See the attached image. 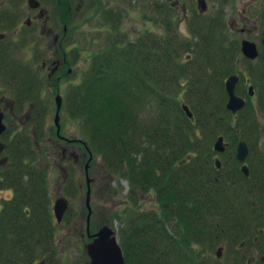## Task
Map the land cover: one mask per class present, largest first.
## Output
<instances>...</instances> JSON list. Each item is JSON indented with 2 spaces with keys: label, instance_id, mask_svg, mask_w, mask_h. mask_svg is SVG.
<instances>
[{
  "label": "trees",
  "instance_id": "16d2710c",
  "mask_svg": "<svg viewBox=\"0 0 264 264\" xmlns=\"http://www.w3.org/2000/svg\"><path fill=\"white\" fill-rule=\"evenodd\" d=\"M217 17L191 22L189 29L196 32L202 24L198 32L204 53L215 55L209 52L212 49L228 57L227 51L239 48V42L229 43L227 23L221 13ZM161 23L162 32L147 29L129 39L124 32L112 37L107 48L92 54L83 76L69 85V113L82 122L87 147L101 153L107 171L129 180L131 196L140 198L152 192L158 202L157 209L136 208L127 223L123 222L120 242L125 264H215L213 260L221 261L215 254L221 243H229L231 248L226 261L219 264H248L236 243L246 238L253 243L255 234L256 243L262 242L264 232H252L255 224L247 216H264V178H211L204 158L193 159L189 166L181 162L190 149L184 124L188 116L178 99L181 89L175 77L182 71L174 58L181 49L168 33L177 24L167 16ZM214 30L219 31L216 38ZM79 56L77 53L73 59ZM227 64L232 66L230 61ZM219 68L220 84L200 85L204 99L190 101L197 116L205 120V130L221 128L236 140V128L243 131L250 125L260 131L256 116L247 118L246 114L233 124L225 115L230 111L225 106L224 77L233 69ZM246 108L249 112L248 105ZM44 137L45 133L38 134L39 139ZM20 143L14 146V178L25 174L29 181L11 200L15 204L22 196L20 206L0 221V264H31L43 254L54 255L50 258L54 262L57 244L48 184L50 161L39 158L31 136L25 142L28 149L22 140ZM246 190L254 193L253 199L246 193L243 197ZM71 209L70 205L64 215L68 221ZM252 264H262V260Z\"/></svg>",
  "mask_w": 264,
  "mask_h": 264
},
{
  "label": "flooded vegetation",
  "instance_id": "af4514ba",
  "mask_svg": "<svg viewBox=\"0 0 264 264\" xmlns=\"http://www.w3.org/2000/svg\"><path fill=\"white\" fill-rule=\"evenodd\" d=\"M131 1H134L135 7L138 8H140L139 2L141 1L151 10L157 5V0ZM166 1L169 2L168 8L173 15L172 17H167L170 20H174L173 18L177 17L178 20L177 26L168 31V33H170V38L172 39L171 42H173V44L175 42L178 43L181 49V53L174 56L178 61V67L182 68V71H179L175 75L176 81L178 82L177 84L181 89L177 96L181 101L182 106L183 103H187L193 113L192 115H189L184 109L188 116V120H185L190 122V126L186 128L188 135L187 138L190 140V149L184 153L181 162L185 163L186 166H189L192 164L193 159L199 161L201 158H204L208 161V177L250 178L255 169H257V172L261 170L264 162L260 155L255 152L254 146L251 145L259 131L251 128L250 125L249 127H246L243 132H241L240 128H237L239 138L236 140V136L227 133L218 134L216 138H213L216 130L214 128V130L210 132L208 131L209 136H205L212 139L210 143L206 144L205 142L207 141V138L204 139L201 137L203 130L206 128L205 120L200 119V117L197 116L196 111L190 105V101L204 99V96H202V92L204 91L199 89L200 85L204 86L206 83L210 86L218 85L221 81V78L219 79V65L221 64H219L218 56H216V54L209 56V54L204 53L203 48L199 46L201 44V41L198 39L200 36L195 38L181 30V23L188 22L189 28L190 22L199 20L201 15L204 16L206 14L208 8L203 10V12L200 11L199 9L201 8L199 7L198 0H195L198 8H195L191 12L186 3L180 4L179 0ZM127 3L128 1L126 2V0H0V111L3 113V122L5 124V128L0 132V221L5 218V215L13 213L15 207L17 208L20 206L19 201L22 196L18 198V201L15 204L11 200L15 197L16 192H19V189L21 190L24 183L29 181L28 176L25 174H23L24 178H21L20 175H18L17 178H14V146L15 144H21L20 141L22 140V146H26L25 148L28 149L26 143L30 136L28 130L24 127L26 121L27 123L30 121L29 117L30 113H32L31 108H27L25 101H23V96L28 94L26 87L31 85L30 90L32 92L29 95L34 97L38 95L41 96L38 89H36V86L38 83L44 82V80L49 77L52 79L49 81V84H56V89L59 92L61 88L60 84L65 81L73 69L71 66V55L75 52L74 50L77 47L79 26H83L85 23L83 22L82 25L78 24L79 14L85 12L90 5H96L98 7L101 5V13L105 12V15L103 16L105 20H103V23L105 26L108 25L107 30H109L107 36L110 38L117 37L123 33L120 32L123 31L121 23L125 21V11H129ZM124 5L126 6L124 7ZM238 15L242 16V12ZM178 16L184 17L178 18ZM249 17L248 13L243 14L242 16L245 21H247ZM235 20V16H233L230 21L231 25ZM255 26L256 24L253 25L254 28ZM232 27L237 28L233 25ZM246 29V22H244L241 30H244L245 32ZM181 32L182 35H180ZM259 36L263 45V50L260 51L258 47L259 53L255 57H248L244 54L242 50V40L244 38H241L240 41L232 40L236 43L239 42V48H231L230 54L226 57V60L228 61L229 59L230 61L236 62L234 65L243 63L245 64V68H250L249 73H251L252 70L253 72L256 70V72H252L254 75L251 77H247V73L240 74L238 72L239 80L237 82L236 92L244 97L246 104L250 109L249 112L247 108L244 109V107L235 112L230 110L228 118H232L233 124H235L240 118H246V114L248 115L247 118H255L256 116L260 132L264 135V127L262 125L264 124V117L262 114L260 115V112H262L260 107L264 106V32L259 34ZM40 37H44L47 41V44L42 48L46 49L44 53H47V55H44L41 67L38 68L40 71L42 70L39 75L37 67L35 68L24 57H22L17 51V47L18 45H27L31 41H34V39H39ZM29 69L32 70L33 74L39 76L37 81H31V79L25 74V72H30ZM45 73L46 77L43 76ZM228 75L226 74L224 77V82ZM27 78L29 79L27 80ZM252 80L256 81L258 84L260 83L262 89L260 90V86H258V89ZM22 84H24L22 87H25L26 91H21L19 86ZM250 85H252V88ZM239 87H241L242 90H240ZM30 90L28 92H30ZM211 91L216 93L217 89L212 88ZM228 98L229 95L227 96L226 103ZM38 102H40V100H38ZM259 102L262 103V105H260ZM33 112L39 113L40 115L42 111H39L38 109ZM233 117L235 119H233ZM23 118L25 119L23 120ZM193 131L198 135L197 139L192 137L191 133ZM205 131H207V129ZM219 135L223 136L225 143L224 150L215 149V142ZM241 139L246 140L249 147V152L246 158L242 161L236 156L238 144ZM62 141L70 143L69 146L72 147L71 154L74 155V165L78 164L85 168L86 160L83 159L85 152H83L84 150L82 147L84 143L71 136L66 135L64 138L60 136V141H57L56 144L54 143L53 147L56 149L54 151H57V155L59 154V151H61V158L63 159H68L70 155L67 153V148L62 144ZM38 143L39 141L35 140L34 147L37 149V152L41 154L42 150L41 147H38ZM89 149L90 148L86 147L87 152H89ZM81 152L83 154L82 157ZM217 159H219L220 165L217 163ZM52 164L53 163L50 162V169ZM244 164L248 166L249 173L244 171L242 166ZM223 167H225L226 170L221 172ZM54 168L62 171L63 174L61 180L66 182L67 178L70 177L67 166L56 161L54 163ZM90 169L91 166H89V175ZM222 173V176L217 175ZM85 176L87 178L86 173ZM260 177L261 176L253 175V178ZM44 181L45 179L43 178V183ZM93 181L96 182L97 180ZM64 182H61L59 186H63ZM255 202L261 209V203L259 200H255ZM51 203L54 204L53 201ZM53 204H51L52 214H54ZM231 209L232 212H236V207H232ZM74 226L77 227V224H74ZM258 228L264 232L262 227L258 226ZM257 239L258 234L253 235L254 242L251 245L253 253L248 257V264H252V262L255 263L256 261L258 262L259 259H261L262 264H264V234L261 243H256ZM243 243H245V240H243L236 248L241 251L244 250L242 249ZM224 244L220 246V256L217 255L216 248V256L221 257L229 251L230 244ZM240 254L244 255L243 252ZM35 264H37V261Z\"/></svg>",
  "mask_w": 264,
  "mask_h": 264
},
{
  "label": "rangeland",
  "instance_id": "374dc122",
  "mask_svg": "<svg viewBox=\"0 0 264 264\" xmlns=\"http://www.w3.org/2000/svg\"><path fill=\"white\" fill-rule=\"evenodd\" d=\"M127 1L129 11H125V21L121 23L123 31H120L126 33L125 37L127 39L137 37L147 29H152L153 32H162L161 21L166 16H173L170 9L168 8L169 2H167L166 0H157V5L152 10L149 7L145 6L142 1L139 2L140 8L135 7L134 1L132 2L131 0H126V2ZM179 3H186L191 12L195 8H198L195 0H179ZM207 3L209 6L208 11L204 16L201 15L199 19H201L202 17L204 18L207 16L210 17L212 15H216L219 12L221 13L223 21H226L227 23L226 33L230 39L229 43H231L232 40L240 41L241 38H246L255 41V43L257 44V48L259 47L260 51L263 50V45L260 41L259 34H262V32H264V0H207ZM125 6L126 5H124V7ZM240 12H242V16L243 14L248 13V15L250 16L249 19L245 21L241 15H238ZM104 13H101V5H99V7L96 5H90L85 12L79 14L78 24L82 25L83 22L85 23L83 24V26H79L77 47L74 50L75 52H73V54L71 55V66L73 69L71 71V74L67 76L65 81L60 84L61 88L59 92L56 89V84H49V81H51L52 79L47 76L48 78L45 79L44 82L38 83L36 86V89H38L42 98L39 95V97L29 95L32 92L30 90L31 85L29 87H26V90H30V92L27 91L28 94L26 96H23V101H25L27 108H31L32 111L29 117L30 121L27 123V121L25 120L26 124L24 125V127L28 130L29 135L33 140L35 139L39 141L38 147H41L42 150L39 158L42 160H49L51 163H53L51 165V169L49 168L48 172V182L52 201L54 202L59 195L66 196L69 199L72 208L71 214L69 216V218L71 219L70 221L63 217V220L61 222H58L56 216L53 214V223L55 225L56 231L55 242L57 244L54 262H52L50 259L54 255L51 256L50 254H43L45 256L37 255L31 264H35L36 261L40 262L42 259H45L46 264H86L90 260L86 245L93 240V236H90L86 229V220L88 218L89 209L86 204L87 178L85 176L86 172L84 173L85 168L78 164L74 165V155L71 154L72 147L69 146L70 143L62 141V144L67 148V153L71 157H68V159L61 158V151H59V154L57 155V151L55 152L54 150L56 149H54L53 147L54 143L56 144L57 141H60V136L57 131V125L55 123V114L57 109L56 96L58 93H60L62 96L61 106H63V110L61 112L62 118L60 120L62 124L61 135L71 136L72 138L79 139L84 143V145L82 146L84 151H82L85 152L86 156H83L81 152V157L83 156V159L86 160L85 164L89 161V166H91L90 176L92 177V191L90 205L92 207V218L90 222V234H94L102 225L110 224L115 229L120 241V228L123 225V222L127 223L129 219L128 216H130L131 213H135L136 208H139L140 210H151L158 208V202L154 195H152V192L144 193L140 198L136 197L135 194L132 195L135 197H132L130 194L131 187L129 180L123 175L118 174L116 176L109 173L100 152L91 149L90 147L89 152L86 151L87 145L84 141V139L86 138L83 132L82 122L78 123L77 119L72 117L69 113V85L73 82L79 81L83 76V73L89 67L92 54L99 51L101 52L103 49L107 48L110 45L111 38L107 36L109 34V30H107L108 25L105 26V24L103 23V20H105V18H103V16L105 15ZM233 16H235L236 20L232 25L236 26L237 28H233L230 23ZM182 17L178 16V18ZM173 19L175 21L171 20V22L176 25L178 21L177 17ZM244 22H246L247 26L245 32L244 30H241ZM255 24L256 26L254 28L253 25ZM199 27L202 31V24ZM181 30L182 32L188 33L195 38L197 36H200L198 38L199 41H203L200 32H198L200 30H197L196 32L194 30L191 31L188 28V22L181 23ZM182 32L180 33V35H182ZM213 35L216 38L219 35V31L214 30ZM208 38L210 39V36ZM46 44V39L44 37H40L39 39H34V41H31L27 45H18L17 47V51L21 54V56L24 57L35 68L37 67V72L39 73V75L41 74L42 70L40 71L38 68L41 67L42 61L44 60V55H47V53H44L46 49H42ZM227 52L229 55L230 52ZM77 53H79L80 56L78 57V59H73V57H75ZM239 65V68L244 70L243 68H245V64L239 63ZM255 72L256 70H254L253 73ZM25 74L31 79V81H37V79L39 78V76L33 74L32 70H30V72H25ZM43 76L46 77V73L45 75L43 74ZM29 78H27V80ZM225 79H227V77ZM253 83L258 89V86L261 87V84H258L256 81H254ZM22 86H24V84L20 85L19 87L21 91H24L25 87ZM261 89L262 87L260 88V90ZM38 100H40V102H38ZM260 105H262V103H260ZM38 109L39 111H42L40 115L39 113L33 112ZM260 109L262 110V112H260V115L262 114L264 117V106L260 107ZM227 110L228 112L230 111V109ZM225 115L228 117V113H225ZM25 118H23V120ZM229 119L232 118L229 117ZM233 119L235 118L233 117ZM186 122L184 123L186 125L185 128L190 126V122ZM262 125L264 127V124ZM220 129L221 128H216L213 138H216L218 134L223 133L224 129H222L223 131H221ZM225 132L223 134H225ZM241 132L243 131L241 130ZM41 133H45V137L39 139L38 134ZM191 135L194 139H197L198 135L195 131H193ZM207 135L209 136L208 132L203 130L201 137L204 139L207 138V141L205 142L206 144L212 141L210 137H205ZM251 145L254 146L255 152L260 155L261 159L264 160V135H262L260 131L257 133ZM56 161H59V163L67 166L70 177L67 178L66 182H64V180H61L63 174L62 171L54 168V163ZM225 170V167H223L221 172ZM253 175L261 176L260 178H264V169H262L261 167V170L259 172H257L256 170V172L252 173V176L250 178H253ZM93 180L97 181L94 182ZM61 182H64V185L60 187L59 184ZM246 183L247 182L245 181V179H242V186H244L245 188ZM245 193L248 197L253 199V192H249L247 190L243 191V197L245 196ZM109 213H111L110 217L114 214L118 216H113L114 218L111 217V221L109 217V220L107 221ZM74 224H77V227L74 226ZM258 226L260 225L255 224V226L251 228V231L257 232L258 230H260ZM250 239L251 238H248V240L245 239V243H243L242 245V249H244L242 251L246 260H248V257H250L253 253L251 249L252 243L249 242ZM222 244L224 243L217 245L216 248H218V246L220 247ZM236 245L238 247L239 242H237ZM226 257L227 254H224L220 257L221 261L217 262V260H213V262H215V264H219L220 262L224 263L226 261Z\"/></svg>",
  "mask_w": 264,
  "mask_h": 264
},
{
  "label": "water",
  "instance_id": "95a60500",
  "mask_svg": "<svg viewBox=\"0 0 264 264\" xmlns=\"http://www.w3.org/2000/svg\"><path fill=\"white\" fill-rule=\"evenodd\" d=\"M199 7L203 10L208 8L207 0H198ZM242 50L244 54L248 57H255L259 52L257 44L255 41L250 39L242 40ZM239 80V76L236 73H231L226 81V90L228 92L229 98L226 103V107L233 112L239 110L245 104L244 97L240 96L236 92V85ZM252 88V86H251ZM56 114H55V123L57 125V131L59 136L61 135V118H60V108L62 105V96L60 93L56 96ZM183 108L189 115H192V111L187 103H183ZM5 128L3 122V113L0 111V132ZM215 149L224 150L225 143L222 135H219L215 142ZM249 152V147L246 140L241 139L237 148V155L240 160H244ZM217 163L220 165L219 159ZM246 173H249V168L247 165H242ZM85 172L87 174V191H86V204L88 207V218L86 229L90 236H93V240L86 245V249L89 255V262L86 264H125V256L123 247L120 244L119 238L116 234L115 229L110 224H104L94 234H90V219L92 215V207L90 205L91 200V182L92 177L89 175V161L85 164ZM69 199L66 196H58L53 204L54 215L58 222L63 220L65 212L69 208ZM221 247L217 248V255L220 256ZM37 264H46L45 259H42Z\"/></svg>",
  "mask_w": 264,
  "mask_h": 264
},
{
  "label": "bare ground",
  "instance_id": "6f19581e",
  "mask_svg": "<svg viewBox=\"0 0 264 264\" xmlns=\"http://www.w3.org/2000/svg\"><path fill=\"white\" fill-rule=\"evenodd\" d=\"M200 11H202V9H199ZM203 12V11H202ZM203 14V13H202ZM208 17V16H207ZM202 17L201 19H199V20H197V21H193L194 23L195 22H199V21H201V20H203V19H216V18H218L217 17V14L216 15H212V16H210V17ZM209 52L211 53V54H216V56H218V61L220 62L219 64H221L222 65V69L225 71L227 68H232L233 69V72H231V73H236V74H238L239 75V73L240 74H243V73H247V77H251L252 76V74L251 73H249L250 72V68H243L244 70H242L241 68H239L240 67V65L239 64H237V65H234L236 62H234V61H230L229 59H228V61H230V63L232 64V66H229L228 64H227V60H226V57L224 56V55H219V54H217V53H215L212 49H210L209 50ZM234 65V66H233ZM239 72V73H238ZM254 75V74H253ZM251 87V86H250ZM236 90H237V86H236ZM246 106H247V104H246V102H245V104L243 105V107H244V109L246 108ZM262 107V106H261ZM62 110H63V106H61V108H60V118H62L61 116H62V114H61V112H62ZM237 129V128H236ZM249 219L251 218L252 219V222H253V224H260V225H262V228H263V230H264V222L263 223H261L262 221H263V219H264V217L263 218H259L258 216H251V215H249V216H247ZM248 223V222H247Z\"/></svg>",
  "mask_w": 264,
  "mask_h": 264
}]
</instances>
